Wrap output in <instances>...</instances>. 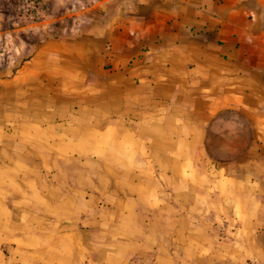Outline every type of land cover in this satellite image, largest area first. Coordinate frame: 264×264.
Segmentation results:
<instances>
[{"label":"crops","instance_id":"0c3cea01","mask_svg":"<svg viewBox=\"0 0 264 264\" xmlns=\"http://www.w3.org/2000/svg\"><path fill=\"white\" fill-rule=\"evenodd\" d=\"M0 264H264V0L1 54Z\"/></svg>","mask_w":264,"mask_h":264},{"label":"rangeland","instance_id":"374dc122","mask_svg":"<svg viewBox=\"0 0 264 264\" xmlns=\"http://www.w3.org/2000/svg\"><path fill=\"white\" fill-rule=\"evenodd\" d=\"M135 0H0V55L53 33L106 20ZM16 46V47H15Z\"/></svg>","mask_w":264,"mask_h":264}]
</instances>
